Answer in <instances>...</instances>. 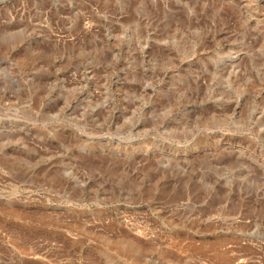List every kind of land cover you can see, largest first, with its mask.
<instances>
[{"label": "rangeland", "instance_id": "374dc122", "mask_svg": "<svg viewBox=\"0 0 264 264\" xmlns=\"http://www.w3.org/2000/svg\"><path fill=\"white\" fill-rule=\"evenodd\" d=\"M0 264H264V0H0Z\"/></svg>", "mask_w": 264, "mask_h": 264}]
</instances>
